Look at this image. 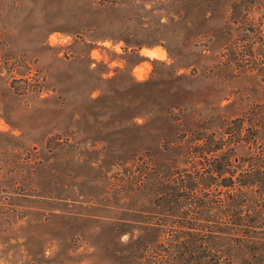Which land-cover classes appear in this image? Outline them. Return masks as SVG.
<instances>
[{
  "label": "rangeland",
  "instance_id": "374dc122",
  "mask_svg": "<svg viewBox=\"0 0 264 264\" xmlns=\"http://www.w3.org/2000/svg\"><path fill=\"white\" fill-rule=\"evenodd\" d=\"M263 92L264 0H0V264L239 261L178 145Z\"/></svg>",
  "mask_w": 264,
  "mask_h": 264
},
{
  "label": "trees",
  "instance_id": "16d2710c",
  "mask_svg": "<svg viewBox=\"0 0 264 264\" xmlns=\"http://www.w3.org/2000/svg\"><path fill=\"white\" fill-rule=\"evenodd\" d=\"M224 134L216 137L213 133H205L194 136L187 143H179L181 153L189 151L197 160L194 163L200 172L191 178L197 182L188 184L181 180V186L187 185L190 190L206 188L216 181L213 175H218V185L226 188L224 199L211 203L193 201L191 207L218 208L225 215L224 232L230 237L231 248L242 249L246 256L234 262L229 253L222 264H264V96L252 104L244 116L231 119ZM197 213L199 219L202 218L203 213ZM203 242L206 240L202 237L195 239L197 248L191 252L205 249L201 247ZM197 256L196 260L203 257ZM211 256L213 264H221L215 253Z\"/></svg>",
  "mask_w": 264,
  "mask_h": 264
},
{
  "label": "built area",
  "instance_id": "2783aa9c",
  "mask_svg": "<svg viewBox=\"0 0 264 264\" xmlns=\"http://www.w3.org/2000/svg\"><path fill=\"white\" fill-rule=\"evenodd\" d=\"M114 47H116L117 46V44H115V45H113ZM121 46L120 45H118V48H120ZM91 58L93 59V60H98L97 59V57L96 56H94L93 54L91 55Z\"/></svg>",
  "mask_w": 264,
  "mask_h": 264
},
{
  "label": "bare ground",
  "instance_id": "6f19581e",
  "mask_svg": "<svg viewBox=\"0 0 264 264\" xmlns=\"http://www.w3.org/2000/svg\"><path fill=\"white\" fill-rule=\"evenodd\" d=\"M148 53V52H147Z\"/></svg>",
  "mask_w": 264,
  "mask_h": 264
}]
</instances>
